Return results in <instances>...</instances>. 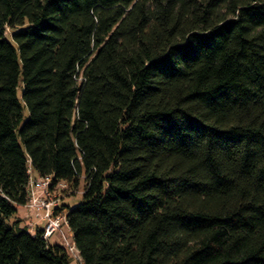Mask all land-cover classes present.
Wrapping results in <instances>:
<instances>
[{
	"label": "trees",
	"instance_id": "obj_1",
	"mask_svg": "<svg viewBox=\"0 0 264 264\" xmlns=\"http://www.w3.org/2000/svg\"><path fill=\"white\" fill-rule=\"evenodd\" d=\"M40 176L78 264H264V0H0V264Z\"/></svg>",
	"mask_w": 264,
	"mask_h": 264
},
{
	"label": "built area",
	"instance_id": "obj_2",
	"mask_svg": "<svg viewBox=\"0 0 264 264\" xmlns=\"http://www.w3.org/2000/svg\"><path fill=\"white\" fill-rule=\"evenodd\" d=\"M51 182L52 178L50 176H40L38 179L32 177L30 181L31 199L27 203L30 207L37 209L38 213H43L42 216L45 218V221H47L44 226L43 236L47 240L51 238L53 233L60 230L64 221H66L64 215L55 216V206L58 205L61 198L57 193L51 191ZM67 247L71 249V251L76 249L74 242H72L71 245L68 242Z\"/></svg>",
	"mask_w": 264,
	"mask_h": 264
},
{
	"label": "rangeland",
	"instance_id": "obj_3",
	"mask_svg": "<svg viewBox=\"0 0 264 264\" xmlns=\"http://www.w3.org/2000/svg\"><path fill=\"white\" fill-rule=\"evenodd\" d=\"M56 193H60L55 191ZM72 193V194H71ZM83 187L80 186L76 192L74 193L73 191H70V194L68 193L67 196L64 198L65 201L67 203H71V204H78L79 202L82 201L83 199ZM19 214L22 217V222L23 224H30L31 228L33 229V231L36 230V228H38V225H44L47 223V221H45V218L42 216L43 213H38V210L30 207L29 205L27 206H19ZM73 234L72 232H70V228L68 226V223L66 221H64L62 227L60 230H57V232L53 233L51 236V242L52 243H63L68 245V242L71 243L73 242ZM74 256H75V260H73L74 264H78V261L80 260V256L78 254V250H74Z\"/></svg>",
	"mask_w": 264,
	"mask_h": 264
}]
</instances>
